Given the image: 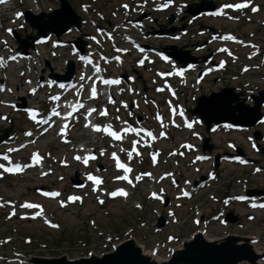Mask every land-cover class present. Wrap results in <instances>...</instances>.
<instances>
[{
    "label": "rangeland",
    "instance_id": "374dc122",
    "mask_svg": "<svg viewBox=\"0 0 264 264\" xmlns=\"http://www.w3.org/2000/svg\"><path fill=\"white\" fill-rule=\"evenodd\" d=\"M124 1L125 0H71L74 9L88 20V22L83 25L80 32L74 29L71 33L63 35L62 38L73 40L78 36H83L84 33H95L93 23L97 20L103 21L104 25H108L115 21H122L126 15V10L123 9L121 5ZM255 2L261 5V11L257 14H252L248 11V14L242 16V21L239 23L234 21L229 22L224 19H209L204 20V22L210 23L216 27L218 26V28L221 27L223 30L237 31L247 39H255L258 45L264 47V25L262 24L264 20V0H255ZM82 3L90 4V6H82ZM59 5V0H16L14 5H12V9L15 7V10L20 8L36 12V9L39 8V10L49 11L59 7ZM166 14L167 13H155L157 18L160 19V22L164 23H166ZM10 18L8 10L0 11V38H8L4 32V26L12 25ZM151 19L152 18L146 21L147 25L145 28L130 27L129 30H134L133 34L138 36L141 40L153 41L158 45L177 44L181 46L185 44L189 46L188 49L192 51L193 55L201 56L202 53H206L205 49L195 50L193 41L203 37L196 35L192 36L193 31H189L183 35L179 41H172L170 39L155 40L153 36L147 37L145 31L159 24L151 22ZM32 31L33 30L26 24L20 30L23 35ZM216 45L217 44H214V46ZM69 50V47L54 50L50 44L43 47L41 49L42 54L40 63L36 64V67L30 75L36 78V75L42 74L47 76L51 72L64 73L67 67V61H73ZM249 50L250 49H245L244 53L249 52ZM53 53H55V56H53ZM246 55L247 54H244L240 59L241 61L238 63L237 61H232L233 63H230L223 73L207 76L198 89H195L192 83H187L186 85L181 84L186 87L180 86L179 100H185L190 107H193L195 106V99L197 96L219 91L225 86H234L236 90L243 91L246 96L257 93L259 90H264V64L260 65L262 63L260 58H257L255 61H250L246 58ZM130 60L132 62H130ZM47 62L49 66L46 65ZM243 64H248L252 68L246 72H242L241 67ZM255 64L260 65V67H253L256 66ZM75 67L76 64L74 63V68ZM158 67L159 65L151 61H148L144 67H138L136 66L135 59L131 58V54H129L123 66H114L110 68V70L112 69L114 71V74L122 73L123 71L126 73H134V71H136L135 75L143 76L146 79L145 92L142 90L144 85L141 79L137 78L134 82L136 94L142 99L141 109L139 108L134 112H138L140 115L147 114L149 122L153 121V113L156 105L149 102V96L153 95L158 99L160 95H158L159 93L154 88L163 82L155 73V69ZM18 70L19 68L17 66H12L8 73L10 84L15 90V95L24 96L27 103H38L39 99L37 97L32 98L28 96L27 88L29 85H27L24 80L26 75L21 77ZM184 90L186 94L183 92ZM126 94L127 92L125 91L124 98H127ZM165 96H168V92L162 96V105L164 108H166L165 101H163ZM5 98L14 99V96H10L8 93L0 95V100H4ZM6 112H10V114L8 115V119L3 121L1 116L2 114H6ZM126 114L129 115L127 112ZM11 118H13L12 121H10ZM22 121L25 122L21 113L13 112L11 108L3 106L0 102V132L6 128H10V131H19L22 136ZM201 129L200 127L199 130ZM257 129L264 132V125L254 127L253 131ZM88 133V129L79 126L74 129L71 137H73V141H77V139L87 140L90 139ZM248 134V132H231L229 134L218 132L211 134L209 137L210 143L213 145V152H232L227 145V141L234 140L245 150L244 152L248 156L258 159L259 162L257 165L264 166V152L255 153L251 150L246 139ZM185 138V132H182L180 139H170L163 142L164 145L175 147L180 140H184ZM73 141L67 144V142L55 139L53 135L46 136L39 140L31 150L39 148L42 152L49 155V162L56 166V171H53L45 178L39 177L38 172L36 173L34 171L22 177H7L0 181V194H3L5 198L19 199V201L22 199H37L39 197L37 196L36 187H40L43 184L46 185V187H60L66 191V193L69 191L79 192L80 189L71 185V180L78 177L80 180L86 181L85 171L91 170V168L95 170L97 164L93 163L91 168L86 169L82 167L80 163L74 161L72 157L75 153V150H72L75 146L73 145ZM99 143V140L98 142H92L91 146H97ZM78 146L76 148H78ZM262 146L264 148V142ZM49 150L52 151V153H50ZM64 153H66V155H63ZM164 158L165 155L161 157L159 172L161 170H169L170 167H175L177 165L175 159L166 161ZM99 162L103 165L100 172L106 175L110 171L107 169L109 156L99 159L97 163ZM137 164L143 166L149 164V162L146 160L145 162H137ZM211 166L210 163L204 165L206 169ZM146 168L147 166H144L142 170ZM82 170L84 172H81ZM251 170L252 166L241 167L228 163H220L218 167L220 178L218 182L215 183L214 187L204 190L195 200L186 202L185 206L179 208L177 214L179 215L180 223L174 224L170 220V223L166 225L162 232H156V227L154 226L162 205L148 199L147 196L149 195L150 186L153 185V183L151 180L145 178L141 179L134 187L133 197L129 201L123 199H109L106 204L100 205L97 203L96 199L98 195H94V192L90 189V197H88L82 205L74 204L70 205L68 208L59 209L54 201H45L49 206V212L52 213L54 218L60 223L61 229H49L40 221H23L17 217L7 220L5 215L6 211L0 210V240H2L3 237H12L11 242L3 245L0 249L4 250L6 253L24 250L28 257L32 254L50 256L67 252L71 258H75L83 256V254H86L89 250L97 254L102 253L109 250L114 243L132 236L135 237L138 242L145 245L148 251L152 250L156 245L161 244L162 249L160 253L163 252L164 254L167 252L169 246H178L183 239L189 238L192 232L197 229L192 222V217L195 215V211L193 210L195 206L194 208H191V206L202 205L203 208H205L204 211L206 212V216H208L219 210L221 206H224V204L221 205L220 202L222 197H225L227 194L244 191L245 186L243 184H246V188H251L253 186L264 189V172L253 174ZM177 171L179 174H184L188 178L199 176L193 167L190 168L185 163L179 164ZM243 178L246 180L240 182L239 179ZM170 187L172 186L170 185ZM210 195L218 197L219 202L212 201L209 198ZM136 201L140 202L143 208L134 207V202ZM225 208L226 212H232L234 215L238 216V220L229 222L226 227L221 226L218 222H212L208 230L209 236L215 238L227 233L256 236L261 239L256 245L258 247H264V210L254 211L255 218L250 220L248 218L250 210L247 209L244 204L232 203L229 207L225 206ZM92 222L96 224L93 225ZM168 234H172L171 237H173V240L169 241V243H167ZM26 236L32 238L30 244L25 242L24 238Z\"/></svg>",
    "mask_w": 264,
    "mask_h": 264
},
{
    "label": "water",
    "instance_id": "95a60500",
    "mask_svg": "<svg viewBox=\"0 0 264 264\" xmlns=\"http://www.w3.org/2000/svg\"><path fill=\"white\" fill-rule=\"evenodd\" d=\"M43 13L36 17L38 22L31 19L32 25L39 29V34H44L47 30L64 32L73 24H80V19L73 15L68 20L57 19L55 14ZM47 16L49 20L44 22L42 27L39 22L44 21ZM55 17V18H54ZM57 19V20H56ZM60 22V31L57 25ZM34 38L35 36H31ZM189 59H185L186 63ZM264 97V93L262 95ZM263 97L257 98L255 107H250L244 103H238L232 107V102L238 101V95L233 94L232 89H223L220 93H213L211 96H202L199 99L198 107L193 112L199 113L209 126L212 121L229 120L242 125H251L258 121L261 116L260 102ZM236 111L240 114L237 115ZM250 114V118L247 116ZM250 119V120H249ZM2 139V138H0ZM240 237L229 236L221 240L210 241L201 234L195 235L192 240L186 241L180 248L174 250L171 257L161 262L157 261L152 255L143 253L142 249L133 240L124 242L119 245L114 252L104 254L103 256L93 255L90 258H82L74 261H68L66 258L59 259H41L34 258L37 264H257L264 253H257L250 241L243 238V243H239Z\"/></svg>",
    "mask_w": 264,
    "mask_h": 264
},
{
    "label": "snow or ice",
    "instance_id": "6c2138e0",
    "mask_svg": "<svg viewBox=\"0 0 264 264\" xmlns=\"http://www.w3.org/2000/svg\"><path fill=\"white\" fill-rule=\"evenodd\" d=\"M0 2H3V0H0ZM167 6H168V4L165 3L161 7L164 8V7H167ZM124 7L127 8L128 6L125 5ZM235 7L244 8V7H247V4H239V5H236ZM252 10L253 11H256L257 9L253 8ZM17 15H20V14H17ZM228 38L229 39H234L233 37H228ZM118 51H126V50H124V49H118ZM141 51H143V49H141ZM221 51H225V50L222 49ZM10 59L15 60L16 57L13 56V57H10ZM81 59H84V58L82 57ZM116 59L119 60V57H116ZM139 63L140 64H143L144 61L141 60V61H139ZM0 66H3V58H0ZM95 71L97 73H99L101 71L100 67L97 66L95 68ZM161 75H171V74L168 73V74H161ZM81 79L83 80L84 77L82 76ZM97 79L101 80V82L103 84H105V85H116V84H120L121 83V81L119 79H104L102 77H97ZM60 87L61 88H64L65 86L63 84H61ZM81 87H83V85H81ZM0 90H2V89H0ZM157 90L158 91H163L164 89L163 88H160V89H157ZM33 92H35V89H33ZM173 95H175V93H173ZM96 97H97V89L95 87V84H93V87L91 89V98L95 99ZM51 99H53V100H59L60 97L59 96H57V97H51ZM109 102L110 103H114L115 101H113L111 99V97H109ZM125 107H127V105H125ZM81 108H84V104L83 103H79L78 102L76 105H73V110L67 113V117H72L73 116V112H76V111H78ZM96 111L97 110L95 108L89 109L88 110V115L91 116L92 113H94ZM173 112H175V109H173ZM52 115L53 116H56V117H60L61 116V112L54 109L53 112H52ZM99 115L100 116H103V117L108 116L109 115L108 110L107 109H104V110L100 111L99 112ZM181 115H183V113H181ZM33 118H35V116ZM117 119H119V117H117ZM157 119L160 120L161 117L159 115H157ZM41 122L42 123H48V121H46V120H42ZM123 123L124 124H127V121H124ZM68 126L69 125L67 123H65L63 125V127L61 129V133L62 134L65 132V130L68 128ZM86 126H89V125H86ZM91 126H92V128H93L94 131H96V132L103 131L104 133L108 134L112 139H114L116 141H122L124 139V134H127L129 132H135L137 135H140L141 132H144L152 140H155L157 138L156 136L153 135V133L151 131H148V130L143 129V128L137 129V128H132V127H124L120 131H115V130H113L112 125H110V124L107 125V126H105V127H103V128H101V126H99V125H91ZM192 126H193L192 123H188L187 124V127L190 128V129L192 128ZM45 131H47V129H45ZM28 135H31V133H28ZM160 135L161 136H164L165 133L162 132ZM140 142H141L140 140L133 141L132 150L129 151V152H127V155L129 157V159L132 158L133 153H135L137 156L141 155V153L136 148V145L139 144ZM183 147L192 148L193 146L192 145H184ZM9 151H13V150L12 149H9ZM121 151H125V150L123 148H121ZM103 154H104V151L101 150V155H103ZM172 154H174V153H172ZM158 155H159L158 152L152 154V160H153V163L154 164L157 162V156ZM3 158L4 159H9V157H7V156H4ZM112 158L116 161V167L118 169H123L125 173L132 172V169L130 167H128L126 164H124V163H122L120 161V158H119V156H117L116 153H113L112 154ZM74 159H76L77 161H82L85 165H88L89 160H95L96 159V156H94V155H87V156H84V157L75 156ZM197 159L198 160L199 159H205V157H197ZM41 160H42V157L38 153H36V154H33V156H32L33 164H31V165H24V166H21V165H18L17 164L13 168H5V171L20 172V171H23V168L24 167H31V166H34L35 164H39L41 162ZM0 168H4V165L3 164H0ZM257 171H259V169H257ZM42 174L43 175H47V173H42ZM2 175H3V173H0V176H2ZM166 175H170V174H166ZM144 176H151V173H142L139 176H136L135 179L137 181H139ZM87 178H88V180L93 181L94 184L97 185V186L101 185L104 182L100 177H97V176H94V175H91V174H89ZM115 179H117V180H126L130 184L133 183V181L129 178V176L127 174L122 175V176H117ZM161 179H163V177H161ZM79 187H83V185H79ZM96 190H97V188L94 187L93 188V191H96ZM44 195L45 196L58 197L60 195V193H58V192H50V193L46 192V193H44ZM109 195L110 196H113V197H115V196H127L128 193L126 191H124L123 189H119L117 191H113V192L109 193ZM153 195L155 196L156 194L153 193ZM184 195H188V193L185 192ZM240 199H244V197H240ZM68 200L70 202L80 201L81 200V197H78V196H70L68 198ZM99 202L100 203H104L103 200H100ZM64 203L65 202H63V201L61 202L62 206L64 205ZM0 206H3V205L0 204ZM21 207H25V208H39L40 206L39 205H35V204L25 203V204L21 205ZM262 207H264V205H262ZM36 215H40V213H37Z\"/></svg>",
    "mask_w": 264,
    "mask_h": 264
},
{
    "label": "bare ground",
    "instance_id": "6f19581e",
    "mask_svg": "<svg viewBox=\"0 0 264 264\" xmlns=\"http://www.w3.org/2000/svg\"><path fill=\"white\" fill-rule=\"evenodd\" d=\"M239 243H242V241H239ZM253 247H254V250H255L256 252H258V253H262V252H263V249H262V248H255L254 245H253ZM144 252L147 253V254H150V255H151V253H150V252H146L145 249H144ZM154 258H155L157 261H159V262H161V261L163 260V259H160V258H158V257H157V258L154 257ZM241 263L246 264L247 262H246V261H243V262H241ZM25 264H31V263L28 262V261H26ZM257 264H263V261L259 260Z\"/></svg>",
    "mask_w": 264,
    "mask_h": 264
}]
</instances>
